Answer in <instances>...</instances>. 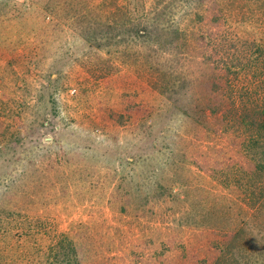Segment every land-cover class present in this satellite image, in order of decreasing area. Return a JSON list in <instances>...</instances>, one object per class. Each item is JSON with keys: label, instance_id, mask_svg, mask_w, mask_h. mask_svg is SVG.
Here are the masks:
<instances>
[{"label": "rangeland", "instance_id": "rangeland-1", "mask_svg": "<svg viewBox=\"0 0 264 264\" xmlns=\"http://www.w3.org/2000/svg\"><path fill=\"white\" fill-rule=\"evenodd\" d=\"M87 1L95 14L116 8ZM68 4L0 0V264H46L60 240L75 242L82 264H213L243 216L264 234L261 215H240L235 188L253 175L225 106L264 94V4L173 11L187 49L159 56L173 60L165 78L86 44ZM226 74L228 92L215 87ZM181 160L205 206L229 207L230 226L192 223L194 194L187 201L160 166ZM10 175L18 188L4 191Z\"/></svg>", "mask_w": 264, "mask_h": 264}, {"label": "trees", "instance_id": "trees-1", "mask_svg": "<svg viewBox=\"0 0 264 264\" xmlns=\"http://www.w3.org/2000/svg\"><path fill=\"white\" fill-rule=\"evenodd\" d=\"M63 1L69 3L65 6L70 11L68 12L69 18L76 25L75 31L78 36L86 44L98 50H105L112 55L119 54L124 62L133 61L130 64L136 66L142 64H144L143 68L153 66L159 78L163 76L165 78L168 74L166 67L170 66V61L173 62L172 59H169V63H162L161 60H158L159 56H162L163 53H169L175 59L181 50L187 49V42L180 37L179 26L171 21L173 11L183 8L185 14L190 15L195 10L204 11V8L208 6L206 4L219 6L222 10L227 8L231 11L244 10L251 3L260 2L261 6L264 4V0H169L165 4L163 0H156L151 11L144 15L142 12L145 8V0H126L127 2L121 7L118 6L119 0H102L103 3L99 6L102 7L103 11L105 6V10L109 5L116 7L114 11H104L102 14H95L92 11L97 8L89 9L90 4L87 0L86 3L84 0ZM72 5L77 8L71 9ZM98 16H102L104 20L100 22ZM160 32L165 33L162 35ZM172 36L174 40H170ZM180 39L182 43L179 42ZM140 44L143 48L142 54L135 51ZM143 57L144 59H142ZM225 77H227L226 86L216 83V89L221 87L226 88V90L227 87L229 89L230 82L227 79L230 78L227 74ZM153 86L162 90L167 89L165 85H159V82L153 83ZM231 89L233 88L230 87ZM229 96L232 100V93ZM225 106L229 108L228 111L232 109L231 118L227 125L232 127L235 132L240 133L243 138L242 151L251 166L250 171L246 173L253 175L251 184L250 182L247 185L239 184L240 186L235 188V190L240 191L238 194V198L241 200L240 215L242 216L244 212L245 216L252 217H248L251 221L258 215L264 218V94L259 98V101L255 100L251 94H244L240 97V104L234 103L231 107L228 102ZM38 124L44 127V121L38 122ZM154 147L156 146L153 145L152 148L154 149ZM171 148V152L176 151L172 144ZM32 161L33 157H29L27 163H31L30 165L33 166ZM182 163L183 160H181V164L160 162V166L162 171L167 168L173 171L174 183L182 188L187 201L191 202L190 194H194L192 201L198 211L194 207V211L189 213L192 223L194 222L199 226H215L217 223L230 226V219L234 216L229 213V207L228 210H222L215 205L205 206L207 203H204V193L201 195L196 193L204 190L192 185L186 178L188 175L181 176ZM11 177L10 175L6 179L4 191L18 188L17 182ZM154 181L157 190L165 185L161 180L155 179ZM241 216L235 219H240ZM236 222L237 225L233 230L234 235L220 249V253L213 264H264V234L258 235L248 231L244 216ZM258 249L259 252H257ZM46 260V264H82L78 258L77 246L72 240H60L55 248L46 254Z\"/></svg>", "mask_w": 264, "mask_h": 264}]
</instances>
